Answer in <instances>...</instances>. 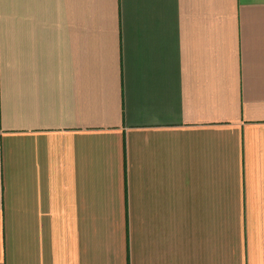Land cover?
<instances>
[{"label":"crops","instance_id":"crops-1","mask_svg":"<svg viewBox=\"0 0 264 264\" xmlns=\"http://www.w3.org/2000/svg\"><path fill=\"white\" fill-rule=\"evenodd\" d=\"M0 264H264V0H0Z\"/></svg>","mask_w":264,"mask_h":264}]
</instances>
